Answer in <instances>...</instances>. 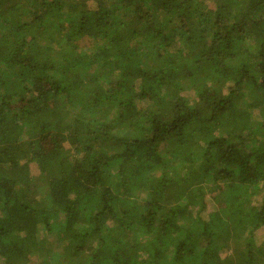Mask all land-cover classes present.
Masks as SVG:
<instances>
[{
  "label": "trees",
  "instance_id": "obj_1",
  "mask_svg": "<svg viewBox=\"0 0 264 264\" xmlns=\"http://www.w3.org/2000/svg\"><path fill=\"white\" fill-rule=\"evenodd\" d=\"M0 264H264V0H0Z\"/></svg>",
  "mask_w": 264,
  "mask_h": 264
}]
</instances>
